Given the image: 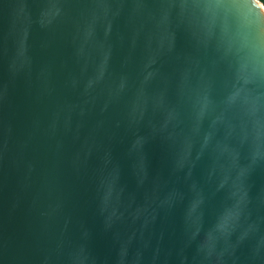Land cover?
Returning a JSON list of instances; mask_svg holds the SVG:
<instances>
[{"label":"water","instance_id":"obj_1","mask_svg":"<svg viewBox=\"0 0 264 264\" xmlns=\"http://www.w3.org/2000/svg\"><path fill=\"white\" fill-rule=\"evenodd\" d=\"M0 264H264V3L0 0Z\"/></svg>","mask_w":264,"mask_h":264},{"label":"trees","instance_id":"obj_2","mask_svg":"<svg viewBox=\"0 0 264 264\" xmlns=\"http://www.w3.org/2000/svg\"><path fill=\"white\" fill-rule=\"evenodd\" d=\"M264 3V0H261Z\"/></svg>","mask_w":264,"mask_h":264}]
</instances>
